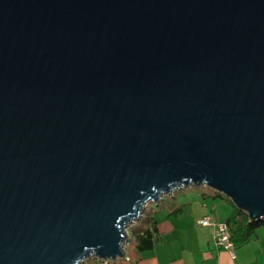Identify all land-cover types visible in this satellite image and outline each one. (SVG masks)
<instances>
[{"label":"water","instance_id":"obj_1","mask_svg":"<svg viewBox=\"0 0 264 264\" xmlns=\"http://www.w3.org/2000/svg\"><path fill=\"white\" fill-rule=\"evenodd\" d=\"M201 185L264 220V0H0V264L126 258Z\"/></svg>","mask_w":264,"mask_h":264},{"label":"crops","instance_id":"obj_2","mask_svg":"<svg viewBox=\"0 0 264 264\" xmlns=\"http://www.w3.org/2000/svg\"><path fill=\"white\" fill-rule=\"evenodd\" d=\"M183 199V207L169 209L165 206L148 216L146 223H142L131 237L126 246L127 257L121 261H129V264H264V225L249 241L236 242V255L233 256L229 249L216 246L213 226L199 223L205 216L227 220L234 209L232 203L207 189ZM175 203V206L180 205L178 201ZM153 221L157 222L155 233L149 237L140 236V230L152 228ZM80 264L102 262L91 258Z\"/></svg>","mask_w":264,"mask_h":264},{"label":"trees","instance_id":"obj_3","mask_svg":"<svg viewBox=\"0 0 264 264\" xmlns=\"http://www.w3.org/2000/svg\"><path fill=\"white\" fill-rule=\"evenodd\" d=\"M215 196H223L224 198H227L233 205L234 209L230 216L228 217L227 221L231 225V231L234 241L245 243L249 241L252 237H254L257 234V230L260 226L264 225L263 221H251L248 213L245 211L240 210L234 202L224 194L214 190ZM182 209V208H179ZM147 220V219H146ZM157 230V222L153 221L152 228H144L140 230V236L143 237H149L152 236L154 231ZM120 262V264H129L128 262L124 261H117ZM105 264H111L110 261ZM117 264V263H115Z\"/></svg>","mask_w":264,"mask_h":264},{"label":"rangeland","instance_id":"obj_4","mask_svg":"<svg viewBox=\"0 0 264 264\" xmlns=\"http://www.w3.org/2000/svg\"><path fill=\"white\" fill-rule=\"evenodd\" d=\"M203 189H207V190H213L210 186L208 185H201V186H190V187H183V188H178L175 189L172 193H167L165 194L161 199L159 204H156L155 202H150L147 206V209L145 210L144 214L137 219L135 222L132 223L131 226L128 227V234L130 236V240L131 237L134 235L135 231L138 230L141 226L142 223H146V219L148 218V216L153 215L156 211L162 210L165 208V206H167L169 209L171 207H183V203L182 202L186 197V199L190 198V197H194L195 194H197L198 192H201ZM178 201L180 205H177L175 202ZM129 242L126 243V246L128 247ZM124 260L122 258H119L118 260H111L110 262L112 264H120V262L117 261H121ZM100 262H102V264H104L103 261L100 260ZM129 262V261H128Z\"/></svg>","mask_w":264,"mask_h":264},{"label":"built area","instance_id":"obj_5","mask_svg":"<svg viewBox=\"0 0 264 264\" xmlns=\"http://www.w3.org/2000/svg\"><path fill=\"white\" fill-rule=\"evenodd\" d=\"M205 226L214 227V242L218 248L229 249L233 256L236 255V241H234L231 225L227 220H216L210 216H205L199 220Z\"/></svg>","mask_w":264,"mask_h":264}]
</instances>
